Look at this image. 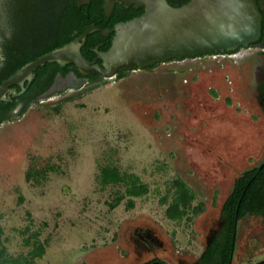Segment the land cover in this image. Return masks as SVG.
Wrapping results in <instances>:
<instances>
[{"label": "rangeland", "instance_id": "obj_1", "mask_svg": "<svg viewBox=\"0 0 264 264\" xmlns=\"http://www.w3.org/2000/svg\"><path fill=\"white\" fill-rule=\"evenodd\" d=\"M31 37L27 33L22 46H30ZM239 61L240 70L222 58L189 57L124 72L99 81L98 88H70L60 80L54 92L12 111L0 124V240L6 253L26 256L32 249L26 242L37 239L44 252L32 264L194 261L224 191L261 154L264 118H232L228 110L242 102L254 113L241 77L253 59ZM107 163L138 177L148 192L113 205L118 188L98 182ZM32 169L41 175L28 179ZM173 178L195 194L179 221L165 213ZM256 226L253 220L246 225L232 264L264 258ZM136 229L150 230L162 247L141 253Z\"/></svg>", "mask_w": 264, "mask_h": 264}, {"label": "water", "instance_id": "obj_2", "mask_svg": "<svg viewBox=\"0 0 264 264\" xmlns=\"http://www.w3.org/2000/svg\"><path fill=\"white\" fill-rule=\"evenodd\" d=\"M98 1L103 3L107 18L115 5L142 8L143 13L116 24L112 30H101L92 24L67 44L25 64L0 84V102L10 103L22 96L34 72L45 64L60 68L72 65L81 77L96 75L113 80L120 71H142L173 59L232 52L256 43L261 35L262 15L256 0H189L181 6H171L167 0ZM88 3L89 0H76L77 7ZM92 33L102 37L113 33L105 52L95 50L101 67L81 54ZM15 86L19 91H10ZM235 229L236 220L233 240ZM254 264H264V259Z\"/></svg>", "mask_w": 264, "mask_h": 264}, {"label": "trees", "instance_id": "obj_3", "mask_svg": "<svg viewBox=\"0 0 264 264\" xmlns=\"http://www.w3.org/2000/svg\"><path fill=\"white\" fill-rule=\"evenodd\" d=\"M167 1L171 6H174V3L177 4L176 6H181L189 2V0ZM101 4V1L91 0L92 6L89 9L87 7L77 9L74 0H0V54L5 57V60L0 62L3 65L0 67V84L25 64L67 44L82 34L91 24V21L86 17V13L89 14V17L92 16L93 10V12L100 11L102 13ZM138 9L139 11L133 15L134 17L143 13L142 8ZM47 11L51 12L49 17H45L43 14ZM46 19H50V21H47L51 22L50 27L46 25ZM100 28L103 27L100 26ZM25 31L26 33L23 35L22 33ZM29 32L32 33L29 40L30 46H22V40L28 42L24 38ZM90 39L91 36H88L87 40L90 41ZM59 72L64 75L67 71L61 70L56 64H45L38 68L34 72L32 83L22 96L10 103L0 102V124L10 117L11 112L18 103H23V108H25L30 100L42 94L50 86L54 75ZM10 91L18 92L19 88L15 86L10 88ZM39 175L41 174L32 169L28 172V179L30 176L37 178ZM247 177L244 174L241 178ZM98 182L102 188L108 186L118 188L114 192L113 205H117L125 196L138 198L148 192V187L138 177L121 172L117 166L108 163L100 168ZM171 182L172 200L165 213L168 219L179 221L186 214V210L191 207L195 194L182 180L173 178ZM120 188H124V192H120ZM251 191L252 193H247V197H241L242 194L233 192L226 201L225 208L228 209L229 213L225 219L228 227L227 244H230L232 239L235 217L240 219L245 214L257 215L264 211V202L258 197L254 188ZM193 210L197 215L202 211V208L199 206ZM26 243L32 244V249L28 254L12 257L6 253V249L0 240V264H32L35 258L42 256L44 248L38 243L37 239L33 243L29 241ZM228 252L229 250L222 252V264H228ZM212 253L214 252H205L201 257V261L204 264L211 263Z\"/></svg>", "mask_w": 264, "mask_h": 264}, {"label": "flooded vegetation", "instance_id": "obj_4", "mask_svg": "<svg viewBox=\"0 0 264 264\" xmlns=\"http://www.w3.org/2000/svg\"><path fill=\"white\" fill-rule=\"evenodd\" d=\"M67 1H71V0H67ZM74 1L76 5V0ZM256 2L259 11L262 15L261 35L256 43L244 48L243 47L238 48L232 52L206 54V55L192 57V58H200V59L206 57H209L211 59L222 58L225 59V61L227 60L230 64H233L236 67V69L237 67H239V70L241 67V64H239L240 62L239 60L241 58L248 55L249 57L251 56V58L253 59L251 64L244 68L245 73H243L241 77L247 79V82H245L244 84L245 90L243 89L242 94L243 95L245 94L246 99L251 104H253L254 113L252 114L249 113L248 109L246 108V104L243 105L242 102H236L235 106L233 107V110L230 109L231 105H229L228 107L229 111H233L230 116L232 118H264V0H256ZM102 5L103 3L101 4L100 7L102 13L100 11L93 12L94 11L93 10L91 13L92 15L91 17H89V14L86 13V17H88V19L91 21L90 25L94 24L96 27H98L101 30H105V29L112 30L116 24L126 22L135 18L133 15L139 11V9H135L134 7L125 8L122 5H115L111 15L107 18L104 16ZM173 5L176 6L177 4L174 3ZM90 6H92L91 0H89L88 4L81 5L79 7L76 6V8L81 9L83 7L84 8L87 7L89 9ZM43 14L45 17H49L51 12L47 11V12H43ZM47 21H50V19H46V23ZM47 25L50 27L51 22L50 23L48 22ZM100 26H102L103 28H100ZM89 36H91V39L90 41L87 40L85 45L81 48V54L89 62L94 63L101 67L102 63L99 59H97V54L95 50H97L98 52H105L110 46L113 33L109 34L108 37H102L98 33H92ZM175 61L177 60L173 59L165 63H171ZM156 65L157 64H155L154 66ZM154 66L149 67L147 69L153 68ZM61 70H66L67 72L64 75H62L61 72L56 73L52 79L50 86L42 94L35 96V98L31 100V102L35 101L36 99L44 95H48V93L54 92L56 90L54 88L58 84V82H60V80L65 81L66 83L65 86H68L70 88H78V89H82L84 87L93 88L95 86L96 88H98L99 81L100 82L105 81L104 79L96 75L89 77H81L77 74V71L72 65H67L61 68ZM123 73H124L123 71L118 72L116 78L121 77ZM233 86H234L233 81L229 80L228 87H233ZM22 107H23V103H18L13 109V111L17 110L18 108L21 109ZM261 126L263 131L261 130L262 145H261V154L259 161L256 162L255 165L250 166L249 168H246V170L240 172L231 181L228 190L224 191L225 196L223 198V201L217 207L215 218L209 223L210 226L207 228V232L204 236L200 253L195 258V260L192 262H185L180 260L177 264H204L201 261V257L205 252H209V253L214 252L212 253L213 259L209 264H222V259H223L222 252L227 250H229L228 264L229 263L232 264L234 261L235 253L239 248L240 242L244 240V238L247 235L246 231L248 230V228H246V225L249 224L250 220H253L257 225L256 227H254L255 231L257 230L256 234H261L264 236V211L263 213L257 215L245 214L242 217H240V219H238V217H235L236 218L235 236H234V240L232 237L230 244H227L226 241L228 227L225 222V219L228 217L229 214L228 209L225 208L226 201L229 199V197L233 192L242 194L241 197L242 196L247 197V193L248 192L252 193L251 189L254 188L257 192L258 197H260L261 201L264 202V124H262ZM244 174L247 175L248 177L241 178ZM243 187L245 188L242 189ZM233 233H234V225H233L232 235ZM132 236H134L137 239V242H135L134 244L135 246H137L138 250L141 253L147 252L148 254H150L152 250L162 247V243L148 229H136L133 231ZM257 261H259L258 258L254 259L252 262H247V264H254ZM149 262H151L150 264H168L162 260H159L158 258H152L150 260L145 261L143 264H147Z\"/></svg>", "mask_w": 264, "mask_h": 264}, {"label": "clouds", "instance_id": "obj_5", "mask_svg": "<svg viewBox=\"0 0 264 264\" xmlns=\"http://www.w3.org/2000/svg\"><path fill=\"white\" fill-rule=\"evenodd\" d=\"M4 60H5V57L2 54H0V62H3ZM2 66H3L2 63H0V67Z\"/></svg>", "mask_w": 264, "mask_h": 264}]
</instances>
